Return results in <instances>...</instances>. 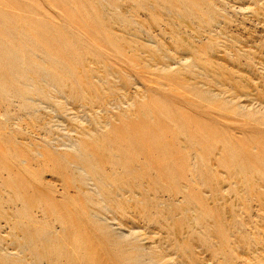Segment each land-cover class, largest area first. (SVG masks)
Segmentation results:
<instances>
[{"label":"rangeland","instance_id":"rangeland-1","mask_svg":"<svg viewBox=\"0 0 264 264\" xmlns=\"http://www.w3.org/2000/svg\"><path fill=\"white\" fill-rule=\"evenodd\" d=\"M5 106L0 264H264V0H0Z\"/></svg>","mask_w":264,"mask_h":264},{"label":"bare ground","instance_id":"bare-ground-1","mask_svg":"<svg viewBox=\"0 0 264 264\" xmlns=\"http://www.w3.org/2000/svg\"><path fill=\"white\" fill-rule=\"evenodd\" d=\"M11 112L6 106L0 109V139L2 140V144L0 142V169L6 175L4 180L1 179L0 175V199L3 201L0 204V208L2 205H5L7 208L16 209L13 212L16 216H27L28 209L35 206L34 204L39 200L41 192L36 191L29 184L25 176L26 167L18 165L19 161L24 160V158L20 156L21 153L19 150L16 152L14 150L12 153L9 152L11 150V141L6 136L10 132L12 137L17 141V144H20L25 139L21 136L20 132L29 131L33 135H36V133L35 130L30 131L31 129H29L27 123L22 124L19 121L23 116L22 113H13L10 116L9 114ZM2 117H4L3 120H1ZM51 118L49 116V119ZM12 125L15 127L10 129ZM11 162H14L17 167L12 169Z\"/></svg>","mask_w":264,"mask_h":264}]
</instances>
